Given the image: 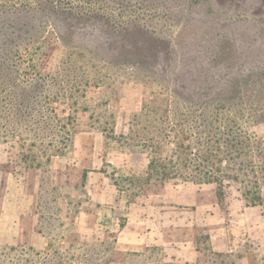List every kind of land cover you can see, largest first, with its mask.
<instances>
[{
    "label": "rangeland",
    "instance_id": "374dc122",
    "mask_svg": "<svg viewBox=\"0 0 264 264\" xmlns=\"http://www.w3.org/2000/svg\"><path fill=\"white\" fill-rule=\"evenodd\" d=\"M0 99V171L19 179L24 163L39 166L43 200L55 195L50 146L77 129L115 143L126 137L115 124L128 122L125 142L160 166L150 179L139 166L134 181L113 179L121 194L100 209L108 233L59 242V220L47 215L51 245L39 253L0 242V264H241V250L216 256L204 219L236 185L258 195L264 0H0ZM163 171L174 176L159 179ZM174 184L184 209L171 201ZM196 187L206 203L199 219L188 204ZM250 256L247 264H264V253Z\"/></svg>",
    "mask_w": 264,
    "mask_h": 264
},
{
    "label": "crops",
    "instance_id": "0c3cea01",
    "mask_svg": "<svg viewBox=\"0 0 264 264\" xmlns=\"http://www.w3.org/2000/svg\"><path fill=\"white\" fill-rule=\"evenodd\" d=\"M117 132L126 137L120 141L114 140V143L112 140L107 142L101 131L81 128L72 135L67 134L64 142L59 145L50 146V162L46 163V172L49 186L54 188L55 195L47 200H43L44 196H48L45 189L47 182L39 178V166L24 163L19 179L14 168L0 171V179H3L0 185V242L27 245L32 251L39 253L45 251L53 239L42 225L47 215L56 216L59 220L57 228L63 233L59 242L73 243L79 238L99 237L100 232L108 233L100 222V214L103 215L100 209L103 204L114 206L121 194L113 179H121L123 176L134 181L137 178L135 169L138 166L145 168L147 174L151 170L148 165L152 160L139 150L132 149V144L125 142L129 137L127 134L131 132L128 122L122 123L121 127L116 123L114 133ZM112 144H115L114 147ZM5 156L1 147L0 161ZM253 180L256 181L254 188L259 196L255 204H250L247 196L236 185L235 193L226 197L223 208L217 199L211 201V212L204 219L210 230L211 248L217 252L241 250V264L248 263L252 258L251 253H264V176L257 174ZM75 186L79 192H73ZM174 186L173 194L171 193L174 199L171 201L177 208L180 209L181 206L184 209L186 197L176 189L177 184ZM196 191L197 194L192 195L188 204L193 210V218L199 219L206 203L203 202L201 188L196 187L194 192ZM83 196L87 197V201L81 200ZM74 198H79L76 205L73 203ZM42 203L51 204L53 209H42ZM93 206L97 208L94 209ZM117 225L113 222L111 228ZM140 239L142 244L149 241L143 237ZM250 242L254 243L255 249L249 248ZM117 244V240L114 241L115 248Z\"/></svg>",
    "mask_w": 264,
    "mask_h": 264
},
{
    "label": "trees",
    "instance_id": "16d2710c",
    "mask_svg": "<svg viewBox=\"0 0 264 264\" xmlns=\"http://www.w3.org/2000/svg\"><path fill=\"white\" fill-rule=\"evenodd\" d=\"M0 100H2V99H0ZM13 132V131H12ZM246 139H244V141H245ZM244 141H242V140H233L232 141V143H230V147L231 146H233L234 145V148L236 147L237 149L239 148V146L240 145H242L243 144V146H246V142L244 143ZM227 144H229V143H227ZM196 156H197V154H195ZM198 157V156H197ZM184 164V165H183ZM182 165L183 166H186V162H184ZM199 165H200V163H197L196 164V167H199ZM175 165H174V163H172V165H170V164H166V163H162L161 164V168L163 169V170H170V167L172 168V167H174ZM148 167H149V172H148V177H149V179H150V176H152V174L155 172H159V171H157L158 170V168L160 167L158 164H157V161H155L154 159H152L151 161H150V163H149V165H148ZM195 167V168H196ZM264 166L263 165H260V169H262ZM197 169V168H196ZM260 171V170H259ZM256 172V174L255 175H253L252 177L254 178V177H256L257 176V174H259L257 171H255ZM206 173H210V171L209 170H207V172ZM207 175V174H206ZM174 175H172L171 173H166V172H164L163 171V173L161 174V177H160V179H165V178H171V177H173ZM259 176L260 177H263L264 176V173H262V174H259ZM163 177H165V178H163ZM209 177H211V180H208V182H216L217 184H219V179H217V178H215V177H213V176H209ZM185 179V178H184ZM254 182V184L256 183V181H253ZM219 186H217V188H218ZM245 193V192H244ZM245 195L247 196V198H248V201H249V203L250 204H255L258 200H259V196L258 195H255L254 194V192L253 191H250V190H248V191H246V193H245ZM217 197L218 198H220V192H217ZM215 253V252H214ZM216 254V256H218L220 253H215Z\"/></svg>",
    "mask_w": 264,
    "mask_h": 264
}]
</instances>
